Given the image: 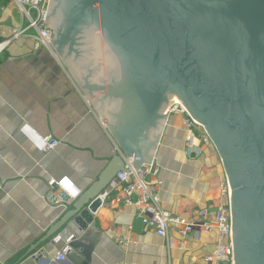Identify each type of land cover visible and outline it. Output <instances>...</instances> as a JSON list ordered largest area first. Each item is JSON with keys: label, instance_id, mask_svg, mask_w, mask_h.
<instances>
[{"label": "water", "instance_id": "1", "mask_svg": "<svg viewBox=\"0 0 264 264\" xmlns=\"http://www.w3.org/2000/svg\"><path fill=\"white\" fill-rule=\"evenodd\" d=\"M68 2L63 9L50 0L51 43L112 131L117 153L69 202L39 254L63 243L68 259L92 264L106 190L126 158L136 169L155 159L167 109L180 100L209 132L232 187L233 264H264V0ZM89 12L93 31L80 23Z\"/></svg>", "mask_w": 264, "mask_h": 264}, {"label": "crops", "instance_id": "2", "mask_svg": "<svg viewBox=\"0 0 264 264\" xmlns=\"http://www.w3.org/2000/svg\"><path fill=\"white\" fill-rule=\"evenodd\" d=\"M14 7L2 19L18 23ZM9 30L0 33L1 39ZM58 54L19 39L0 55V264H75L58 260L63 243L46 255L41 242L70 203L86 191L117 153L113 133ZM185 118L170 115L155 162L161 167L164 209L190 218L226 203L222 158L198 138L188 141ZM52 134L60 145L43 153L28 131ZM73 183L75 195L62 181ZM55 180L58 191L49 185ZM67 183V184H68ZM100 242L92 264H204L218 240L217 229L169 241L147 228L135 206L118 207L111 198L95 214Z\"/></svg>", "mask_w": 264, "mask_h": 264}, {"label": "built area", "instance_id": "3", "mask_svg": "<svg viewBox=\"0 0 264 264\" xmlns=\"http://www.w3.org/2000/svg\"><path fill=\"white\" fill-rule=\"evenodd\" d=\"M9 1L17 7L20 16L18 24L11 29L9 37L0 40V55L19 39H30L37 48H46L54 52V46L51 43L54 38V31L51 27H46L50 0ZM175 103L167 109L168 115L179 114L185 118L188 141L198 138L206 147L218 152L205 126L197 121L182 103ZM28 131L37 139L40 150L45 154L55 150L61 143L52 134L39 133L32 127H28ZM134 165V158H126L125 170L120 171L111 181L103 196V202L111 198L118 207L135 206L143 224L154 230L166 241H169L173 231H177L180 237L186 239L198 230L210 232L217 229L218 240L215 249L211 254L203 257L202 262L204 264L234 263L232 187L227 177L221 184L222 197L226 199V203L214 211L209 208L196 210L190 218H187L173 214L163 208L160 195L162 181L159 178L161 167L155 162V159L139 169H136ZM67 181L68 179L64 178L62 182L67 185ZM56 183L55 180H51L49 185L53 187ZM67 186L69 193L75 195L74 184L70 182ZM67 251L68 248L64 247L57 254V259L64 260Z\"/></svg>", "mask_w": 264, "mask_h": 264}, {"label": "flooded vegetation", "instance_id": "4", "mask_svg": "<svg viewBox=\"0 0 264 264\" xmlns=\"http://www.w3.org/2000/svg\"><path fill=\"white\" fill-rule=\"evenodd\" d=\"M57 2L58 1V3L59 4H61V6L63 7V9H64V7L65 8H68V5H70V3L68 2V0L66 1V0H54V2ZM53 13V12H52ZM51 13V14H52ZM61 13V11H57L56 12V15H58V14H60ZM86 16H88L87 18H86ZM86 16H85V19H83V21H81L80 23H81V26H82V28H84L85 30H87V31H93L94 30V28H96L95 27V13H91V12H89L88 14H86ZM52 17V16H51ZM50 17V18H51ZM56 19V20H55ZM58 22L59 21H57V16H55L54 17V24H56L57 26H58ZM62 26V24H60L59 25V27H61ZM53 29V31H55L54 30V28H52ZM68 50H69V48H63L62 49V52H68ZM114 116V115H113ZM115 117V116H114Z\"/></svg>", "mask_w": 264, "mask_h": 264}, {"label": "rangeland", "instance_id": "5", "mask_svg": "<svg viewBox=\"0 0 264 264\" xmlns=\"http://www.w3.org/2000/svg\"><path fill=\"white\" fill-rule=\"evenodd\" d=\"M14 7V9H15V11H14V13H15V15L17 16V19H18V21H19V12H18V9H17V7L13 4V3H11L9 0H0V33L2 32V31H4V30H9V35L11 34V29L14 27V26H10L11 25V21L10 20H3L2 19V15H3V11L6 9V8H10V7ZM18 23V22H17ZM16 26V25H15ZM8 36V35H7ZM54 36H55V32H54ZM9 37V36H8ZM0 40H2L1 39V37H0ZM55 51H56V49H55ZM59 54V53H58ZM61 57V56H60ZM68 68V67H67ZM68 71H70L69 70V68H68ZM73 75V74H72ZM74 79L76 80V78L74 77ZM76 82H77V84L81 87V85L78 83V81L76 80ZM78 86V87H79ZM176 102H179V103H182V101H180V100H175ZM95 108V107H94ZM97 110V109H96Z\"/></svg>", "mask_w": 264, "mask_h": 264}, {"label": "bare ground", "instance_id": "6", "mask_svg": "<svg viewBox=\"0 0 264 264\" xmlns=\"http://www.w3.org/2000/svg\"><path fill=\"white\" fill-rule=\"evenodd\" d=\"M169 108V107H168ZM68 185V184H67Z\"/></svg>", "mask_w": 264, "mask_h": 264}]
</instances>
